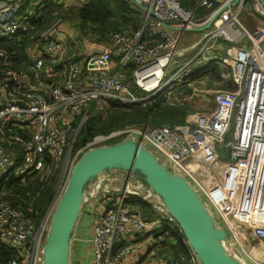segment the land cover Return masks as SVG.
Listing matches in <instances>:
<instances>
[{
	"label": "built area",
	"instance_id": "built-area-1",
	"mask_svg": "<svg viewBox=\"0 0 264 264\" xmlns=\"http://www.w3.org/2000/svg\"><path fill=\"white\" fill-rule=\"evenodd\" d=\"M126 1L141 12L142 30L113 32L111 48L85 55L80 49L81 29L63 14L54 11V19L37 31L46 0H0V41L7 43L33 30L28 37L38 45V51L30 54L29 71L14 67L9 52L14 50L0 45V138L11 140L4 142L5 147L0 144V189L8 179H22L44 170L48 160H61L86 126L92 103L146 102L166 91V104L176 106L195 95L212 94L209 110L189 111L177 128L151 124L94 135L75 150L71 164L97 144L131 138L184 178L203 204L224 219L231 234L213 215L229 238L228 247L250 248L249 237L264 242V30L249 29L241 21L249 0H196L201 14L179 0ZM253 10L264 16L260 0H253ZM195 30L200 36L182 46V35ZM221 40L228 45L222 46ZM212 61L220 66L219 81L209 76L190 79L193 65ZM126 75L143 94L131 89ZM227 80L233 88L214 87ZM227 135L230 140L225 141ZM191 159L196 160L195 167L205 164L212 173L208 183L192 173ZM115 192L114 187L101 192L104 210L90 239L93 264H129L138 249L134 236L147 228L183 234L163 204H154L153 220L148 221L142 208L128 200L129 194L139 193ZM145 192L150 193L144 190L141 196L148 200ZM49 210L44 220H50ZM44 228V222L36 225L29 220L20 204L0 201V245L16 252L9 264H40ZM187 258L190 264H201L190 245ZM247 258L252 264H264V255Z\"/></svg>",
	"mask_w": 264,
	"mask_h": 264
},
{
	"label": "water",
	"instance_id": "water-1",
	"mask_svg": "<svg viewBox=\"0 0 264 264\" xmlns=\"http://www.w3.org/2000/svg\"><path fill=\"white\" fill-rule=\"evenodd\" d=\"M260 1L264 7V0ZM83 45L85 55L103 50V46L87 40ZM113 165L145 174L147 183L177 220L201 264H245L227 250L223 243L225 230L186 180L163 167L150 151L131 138L90 148L72 166L50 218L43 264L45 260L46 264H69L68 240L82 204L84 184Z\"/></svg>",
	"mask_w": 264,
	"mask_h": 264
},
{
	"label": "rangeland",
	"instance_id": "rangeland-1",
	"mask_svg": "<svg viewBox=\"0 0 264 264\" xmlns=\"http://www.w3.org/2000/svg\"><path fill=\"white\" fill-rule=\"evenodd\" d=\"M192 1H194V0H185L183 3L184 4L186 3L185 5L188 7V5L191 6L194 3V2L192 3ZM70 2L71 3L61 2V3H58V4L61 6L62 9L65 8L64 6H69L70 9L69 10L66 9L65 12H64V13H67L66 18L74 21L76 23V27L79 28L81 25L79 24V15L80 14H78L79 9H77L78 8V3L75 0H71ZM187 3H190V4H187ZM58 4H56V5L58 6ZM50 5L52 6L51 3H50ZM57 12L58 13H62V11L58 10V9H57ZM128 13H129V11H128ZM256 16H258V17H256ZM77 17H78V19H77ZM240 17L247 20V26L249 27V29H254V27L256 26V21L257 20H263L264 21V16L259 14L257 11L253 10V0H249V3H246L244 5L243 10H242V12L240 14ZM122 18H123V16H119V15H116V14L112 15L111 17H109V19L106 21V23L104 25V29L106 28L105 31L113 30L114 28H120V25L123 24L122 23L123 22ZM41 29H43V28L40 27L37 31H39ZM93 30L97 31L98 29L95 28ZM29 32L27 31L24 34H28ZM33 47L34 46H27V47L23 46L22 48H23V50H26V52L30 56V54L35 53V52L38 51L37 49H35L33 51H29ZM9 52H12L10 60H11V64L14 67H16L17 69L22 70V71H29L31 69L30 68L31 62L28 61V59L27 60H21L20 59L19 52H18L16 46H15V50L14 51H9ZM115 67H116V65H115V62H114L113 63V68L115 69ZM26 69H28V70H26ZM127 77H129L128 80H127ZM124 80L125 81L127 80L129 85H130V80H132V79L130 78V76L126 75L124 77ZM214 87L217 88V89L218 88H223V87H220L219 84H216V83H215ZM200 89L205 90L204 88H200ZM138 93L143 94L142 92H139V91H138ZM211 95L212 94H210V96H207V95L204 94V95H195L193 97H190L189 101H188V104H183V106H181L180 108L185 109L187 113L189 111H199V112H201V111L209 110L212 107ZM111 101L112 100H103V101H100L99 103L92 104L91 107L89 108L90 116H92L94 114L93 110H95L97 112L100 110L99 113L105 111L106 106H109V103ZM141 104L145 105V102L141 101ZM162 105L166 106V107L170 106L168 104L165 105L164 103ZM185 115H184V117H185ZM151 116H154L153 112L151 113ZM98 117L99 118H98L97 123L101 122V125H103L104 124V120H105L104 117L101 114ZM100 117L102 119H100ZM184 117H183V120H184ZM179 121L180 120L172 122V121H169V120H163V121H159V122H154L152 119H148L147 121H143V122H139V123H131L129 121H126L123 124L121 123L119 127L111 128L107 132L95 133L94 135L108 133L109 131H111L113 129L123 128V127H135V128L143 129L147 125H151V124L154 125L155 123H157L158 125H160V123L161 124L167 123L169 126H171L173 128H177L183 123V122L179 123ZM14 129H20V128L14 127ZM121 137L122 138H119L118 140H116L114 142H111V144L119 142V141H121V140H123L125 138V136H121ZM228 140H230V135L225 136V141H228ZM5 141H9V143L11 144V140L9 138L1 136L0 144L3 145L4 147H5V145H4ZM82 145L83 144L80 145V142L78 141L77 144H74L72 146V148L65 153V155L62 157L61 160H59L57 162H51L50 160H48L47 163L45 164L46 168L44 170L38 171V172H34V173H30V174L25 176L24 180L25 181L27 180V181H29L32 184V188L27 189L29 191L27 198H24L23 201H22L23 203H25V205H24L25 207H32L33 211L36 210V209L39 210V209L44 208L43 207L44 206L43 201H41L40 199H36L34 201V203H33L34 206L30 205L32 200L34 199V197L37 198L38 192L36 193V191H37V188L39 187V186L35 187L37 180H40L41 181L40 185L43 186V189L40 190V192H42L44 190L46 192H49L50 190L53 191L52 198L48 202L49 204L45 208L44 212L42 214L40 213L39 217L35 216V218H34V220H35V222L37 224H40V222H44V224H45L44 232H43V234L41 236V240H40V250L42 249V255H41L40 264L44 263L45 252H46V241H47L46 238H47L48 228H49V225H50L49 218H48V220H44L45 214L49 210V208L52 205V203L56 200V198L62 193V191L64 189V186L66 184L69 172H70V168L72 167V164H71L72 161L71 160L74 158V156L76 154L75 150L78 149L79 147H81ZM97 145L102 146L104 144L100 143V144H97ZM218 149L221 150L220 148H218ZM7 151H8V153L10 152V153L16 154L15 150L7 149ZM223 151H224V148L222 149L221 153ZM78 157L79 156H77V159H78ZM190 161H191L190 167H191L192 172H193L194 166L196 164V160L195 159H191ZM202 165H203V168L199 169L201 171L195 169L196 170V175L204 183H208L213 178V175H212L211 172H209L207 170V166L205 164H202ZM112 172H115L116 175H112ZM141 173L142 172L140 170H138V169H126L125 171H122V169H116V167H109V168L107 167L101 173L93 175L85 183V186H86V189H88V192L85 193V197L83 199V201H85V202L82 203V207H84L83 210L86 208L85 206H87V204H89V202L92 200L93 196L96 193L101 194L103 196V193H101V192L104 189H106L107 187H109L108 186L109 183L113 184V182H114L115 183V187H118V189H116L115 194H120L121 191H123L126 186L131 191H135L137 193H139V192L142 193L144 190H142L141 188L132 187L128 183V182H130V180H133V184H135V183L139 184V182H140V180H142L143 176L145 177V175L144 174L141 175ZM128 174H130V177L123 179V177H126ZM119 175H121L123 177L121 178V177H119ZM25 184H26V182H25ZM110 188H112V187H110ZM110 188H107V189H110ZM143 189H148V187H145ZM141 193L133 194V195H135V197H131L130 199H133L135 201L137 199L141 200L142 203H138V202L137 203L140 204V206L142 207L144 216L146 217V216H148L150 214L151 216H149V217H152L153 216V212H154L153 211L154 204L155 205H162L161 197L156 195V194H154L152 192L151 200L150 199L145 200V199L142 198V196H141L142 194ZM8 194H9V192H7V197L12 198V199H10V201L12 203H14L15 199H13V197H11L10 194L9 195ZM45 197L46 196H44V198ZM10 201L8 200V202H10ZM16 203L20 204L18 202H16ZM208 209H210L213 212L212 215H214V218H218L221 221L222 225L224 226V229L226 230V232H228L229 230L226 227L227 224L224 221V219H222L215 210H213L211 208H208ZM81 212H83V211H80V213ZM52 213H53V208H51V210H49L48 215L51 216ZM147 220H150V219H147ZM228 234H231V231H229ZM228 239L229 238L226 235L225 239L223 240L224 245H226V244L229 245L230 244ZM248 243H249L248 245L250 246V248H247L244 245L240 246L238 244H237V247L233 245V246H229V247H226V248L233 256L237 257L243 263L252 264L250 259L247 258V255L248 256H252V257H257L258 259L261 258L264 255V242L260 241V240L252 239L251 237H249ZM239 252H241L246 257L241 256ZM92 256H93V253H92Z\"/></svg>",
	"mask_w": 264,
	"mask_h": 264
},
{
	"label": "trees",
	"instance_id": "trees-1",
	"mask_svg": "<svg viewBox=\"0 0 264 264\" xmlns=\"http://www.w3.org/2000/svg\"><path fill=\"white\" fill-rule=\"evenodd\" d=\"M184 1L185 0H181L180 3L186 6L185 5L186 3L185 4L183 3ZM187 4H190V3H187ZM129 5L130 3L125 0H89V2H87L86 5L79 10V13H80L79 24L81 25L79 29H81V34L83 35V34H87L88 32H96L95 30H93L95 28L98 29L100 32H103L106 29V28L104 29V25L106 21L109 19V17L116 14L119 16H123L124 18V13H128V10H130ZM54 9H58V8H53L50 6V3H48V7L45 9L46 17H43L42 20H38L37 23L35 24L37 29H39L40 27L41 28L46 27L49 24V22H51L54 19L56 15H54V13L53 14L51 13ZM62 12H65V11H62ZM61 14H63V17L67 16V13H61ZM24 38L27 39V34H23L21 35V37L19 36V38L16 37L14 38V40L8 43L1 40L0 45L1 46L5 45L4 47L9 48L10 50H15V46L17 49L19 47L21 48L24 46L25 40H22ZM214 65H216L214 61L210 62L207 65H204V64L193 65L191 69L190 79L195 80V79H198L199 77H204V76H209L210 78L214 79L215 77H217V69L213 68ZM128 79L129 77H127V80ZM130 87L136 93H138V91L141 92L134 85L132 80H130ZM165 94H166V91L155 94L154 96H152L145 102V105L141 104V102L126 104V103H122L120 101L114 100V101H111L109 103V106H106L105 111L101 113H99L100 110L98 112L93 110L94 114L92 116H90L89 114L88 122L86 126L78 134L74 144H77L78 141L80 142V145L85 144V142L93 138L95 133L107 132L111 128L119 127L121 123L123 124L126 121H129L131 123H139V122L147 121L148 119H152L154 122H159L163 120H169L172 122L180 120L179 123L184 122L183 117L187 112L185 109L180 108L183 105H176V106H169V107L163 106L162 105L163 103L166 105ZM152 112L154 116H151ZM100 114L105 119L103 125H101V122L97 123L98 118H99L98 116H100ZM100 119L102 118L100 117ZM154 125H158V124L155 123ZM5 134L9 135L10 133L5 132ZM24 179L25 177L22 179H19V178L8 179V181L5 182L4 184V187H5L4 190L0 189V201H8V200L10 201V199L12 198L7 197V192H9L10 196L13 197V199H15L14 203L15 204L16 202L20 203L21 208L23 209L25 213V216L29 220L34 222L36 225H38L35 222L34 218L35 216L39 217L40 213L42 214L44 212L45 208L49 204L48 202L52 198L53 191L50 190L49 192H46L44 190L40 192V190L43 189V186L40 185L41 181L37 180L36 186H35V187L39 186L36 191V193L38 192L37 198L34 197L30 205L34 206L33 204L34 201L36 199H40L41 201H43L44 208L39 209V210L36 209L33 211L32 207H25L24 206L25 203L22 202L23 199L27 198L28 196L29 191L27 189L32 188V184L27 180L25 181ZM24 181L26 182V184ZM44 196L46 197L44 198ZM128 200L133 202V204L137 206H140V204L138 203H142V201L139 199L135 201L129 198ZM10 203L12 202L10 201ZM164 230L168 232L166 229ZM163 235H164L163 238H166L167 243H169L168 246L171 250V253L176 256L174 260L178 256L181 258L183 257L182 259H179L176 264H185L184 262H186L187 264H190L187 260L186 247L182 243L183 239L181 236L182 235L181 232L178 233V237L174 241L171 238V235L169 232L163 233ZM175 241L176 243L173 244V242ZM15 254L16 252L14 248L1 244L0 245V264H9L10 258L14 256Z\"/></svg>",
	"mask_w": 264,
	"mask_h": 264
},
{
	"label": "crops",
	"instance_id": "crops-1",
	"mask_svg": "<svg viewBox=\"0 0 264 264\" xmlns=\"http://www.w3.org/2000/svg\"><path fill=\"white\" fill-rule=\"evenodd\" d=\"M70 1L71 0H67V1L66 0H46V2H47L46 8L48 7V3H51L52 6L51 5L50 6L53 8H58L61 11H65L66 9L69 10L70 9L69 6H64L65 8L62 9L58 3H61V2L71 3ZM179 1L181 2V0H179ZM192 3L193 4L191 6H188V8L193 9L195 11V14H201L203 12V9L196 6V0L192 1ZM56 4H58V6ZM85 5L86 4L78 5L77 9L80 10ZM130 5H129L130 10H128L129 13H124V18H122L123 24L121 23L122 25H120V28H114L113 30H109V31L104 30L103 32H100L98 30L96 32H88L87 34H83V37H82L83 41L87 40L93 44H99V45L103 46V48L105 46L111 48L110 38H111V35L113 32L120 31V32L129 33V34H134V32L142 30V28H143V16L137 8H135L133 5H131V6ZM54 11H57V9H54L51 13L53 14ZM62 13H64V12H62ZM78 14H80V13L78 12ZM43 17H46V12H44ZM256 17H258V16H256ZM240 19L247 26V20L244 18H241V17H240ZM257 28H261L262 30H264V21L263 20H257L256 21V26L254 27V29H257ZM254 29H252V30H254ZM32 31L31 30H30V32L28 31L29 33L27 35L29 37L32 36ZM28 36H27V39H25V38L22 39V40H25L24 46H26V47L27 46H34L29 51H33L35 49L38 50L37 43H35V41L33 39L29 38ZM145 36H146V34L144 33L142 38L144 39ZM199 36H200V30L186 32L185 34L182 35L181 45L185 46V45L189 44L191 41H193L194 39L198 38ZM20 37H21V35H20ZM9 42H11V40ZM221 44H222V46L228 45L224 41H222ZM82 45L80 46V49L84 52V45L83 46ZM17 50L19 52V56H20L21 60H27L28 59V61H31V58H30L29 54L26 52V50H23L22 47L21 48L19 47ZM114 59L115 60L117 59L116 56L114 57ZM209 63H206L204 65H207ZM216 65H217V67H216ZM216 65L213 66L214 69H217V77H215V79H216V81H219L220 79H219L218 75L220 73V70H219L220 66L217 63H216ZM26 70H28V69H26ZM219 86L220 87L233 88L234 84L230 80H227L224 82V84H219ZM211 88L215 89L213 87H211ZM191 92H192V90L188 93H191ZM198 95H201V94H198ZM110 167H116V169H122V171L126 170V168H124L120 165H113ZM142 174H144V173L142 172L141 175ZM112 175H116V173L112 172ZM119 177L122 178L123 176L119 175ZM128 177H130V174H128L126 177H123V179L128 178ZM128 183L132 187L141 188L142 190L150 191L151 194L153 192L151 187L149 186V184L146 181V176L145 177L143 176V178H142V180H140L139 184L138 183L133 184V180H130V182H128ZM145 187H148V189H143ZM86 192H88V189H86V186L84 184L83 199L85 197ZM153 193L156 194L155 192H153ZM131 197H135V195L129 194L128 199ZM83 202H85V201L82 200V203ZM102 206H103L102 195L98 194V193H96L93 196L92 200L89 202V204H87V206H85L86 208L84 210H83L84 207H82V204H81L77 219L75 221L74 227L70 233L69 240H68V244H69L68 261H69V264H93L92 244H91L90 239L92 236L93 225L96 222L99 214L104 210V208H102ZM80 211H83V212L80 213ZM149 216H151V215L149 214L148 216H146V218L153 220V216L152 217H149ZM150 220H148V221H150ZM167 231L170 233L173 241L177 239V237H178L177 232L175 233L171 230H167ZM181 236L183 239L182 243L186 247V251L188 254L189 245H188V243L185 242V239H186L185 236L183 234ZM163 237H164V235H163L162 229L151 230L150 228H147L144 231L136 234V236H134V239L136 241H138V249H137L136 253L130 257L129 264H173V263L176 264L178 262V260L182 259L183 257L181 258L178 256L174 260V258L176 256L171 253V250L168 246L169 243H167L166 238H163ZM175 243H176V241L173 242V244H175ZM187 260H188V258H187ZM184 263L187 264L186 262H184Z\"/></svg>",
	"mask_w": 264,
	"mask_h": 264
},
{
	"label": "bare ground",
	"instance_id": "bare-ground-1",
	"mask_svg": "<svg viewBox=\"0 0 264 264\" xmlns=\"http://www.w3.org/2000/svg\"><path fill=\"white\" fill-rule=\"evenodd\" d=\"M98 138V137H97ZM191 164V161L189 162V165ZM200 168H203V165L202 164H199V166H194V169H193V174L195 173L196 174V170L195 169H197V170H199ZM199 171H201V170H199ZM198 171V172H199ZM109 187H107V188H110V187H114V188H118V187H115V183L113 182V184L112 183H109V185H108ZM65 187V186H64ZM106 188V189H107ZM124 190H126L127 192H130V193H137V192H135V191H131L130 189H128V187L126 186L125 188H124ZM139 193H141V192H139ZM145 195L146 196H148V198L147 199H151L152 198V195L149 193V192H145ZM58 198V197H57ZM57 198H56V200L54 201V206L52 207L53 208V210H54V207H55V203H56V201H57ZM45 264H46V260H45Z\"/></svg>",
	"mask_w": 264,
	"mask_h": 264
}]
</instances>
